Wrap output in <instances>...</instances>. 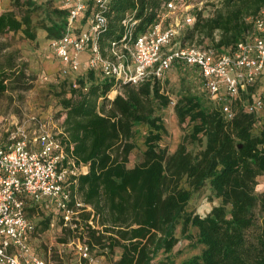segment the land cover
Wrapping results in <instances>:
<instances>
[{"label":"trees","instance_id":"1","mask_svg":"<svg viewBox=\"0 0 264 264\" xmlns=\"http://www.w3.org/2000/svg\"><path fill=\"white\" fill-rule=\"evenodd\" d=\"M13 1L28 8L35 4L34 0ZM43 1L54 5L58 16L45 28L50 42L64 30L67 13L51 0ZM165 1L109 0L105 36H120L125 29L124 17L135 20L133 35L141 33L158 20ZM262 6L264 0H222L221 8L211 16L201 17L196 12L184 37L197 31L211 39L206 45L227 49L251 28ZM20 29L28 38L35 37L29 13L0 12V34ZM215 31L219 33L217 40ZM4 71L0 69V94L7 86ZM73 81L79 83L78 88L70 86ZM57 82L63 89L58 94L57 114L66 132V148L72 143L76 162L87 166L69 189L77 192L84 208L89 206L90 210L80 211L79 219L70 226L63 224L60 213L44 210L27 199L34 233L38 223L46 227L54 220V226L71 234L73 241L87 244L89 250L100 247L112 264H152L160 251L173 248L179 234L190 237L189 227H193L203 247L181 264H264V191L255 189L256 176L264 174V121L259 115L239 107L226 120L212 100L204 104L196 96H183L174 109L179 124L187 121L190 129L176 149L167 153L160 145L164 126L156 109L166 108L169 99L159 92L157 78L126 85L124 92L112 99H107L112 81L95 69ZM105 100L109 101L107 108ZM141 124L148 128L141 160L128 166L134 127ZM201 135L205 145L192 154L183 141L195 142ZM206 182L220 203L201 216L188 211L187 205ZM38 207L44 210V217L35 221L31 214ZM257 222L258 230L252 233ZM61 241L66 242L67 237ZM115 248L120 253L112 258Z\"/></svg>","mask_w":264,"mask_h":264},{"label":"built area","instance_id":"2","mask_svg":"<svg viewBox=\"0 0 264 264\" xmlns=\"http://www.w3.org/2000/svg\"><path fill=\"white\" fill-rule=\"evenodd\" d=\"M51 1L67 13L61 35L48 43L58 61L59 77L95 69L112 81L111 90L121 94L120 88L126 85L149 77L162 79L174 64L191 65L199 70L208 97L219 105L226 120L240 107L264 121V6L235 45L217 50L205 43L178 41L182 26L194 22L191 6L184 0L165 1L158 20L137 35L132 34L135 20L124 17L121 35L108 37L105 10L109 0ZM70 86L78 88L79 83L73 81ZM8 139L0 143V264H64L50 263L34 252L35 224L26 202L31 199L52 209L62 215L63 224L74 225L80 211L90 207L84 208L81 196L69 188L87 166L76 162L72 143L66 148L59 117L31 116L16 125ZM73 242L80 258L91 260L87 244Z\"/></svg>","mask_w":264,"mask_h":264},{"label":"rangeland","instance_id":"3","mask_svg":"<svg viewBox=\"0 0 264 264\" xmlns=\"http://www.w3.org/2000/svg\"><path fill=\"white\" fill-rule=\"evenodd\" d=\"M191 6V14L196 19L195 13L201 17H208L221 8L222 0H184ZM32 7L25 4H16L13 0H0V12L12 11L17 16L24 12L29 13L31 19V29L35 33L33 39L28 38L20 29L17 31H6L0 34V69H4L7 75L6 89L0 94V143H6L10 132L15 126L21 124L31 116L45 119L51 117L58 118L59 93L63 90L58 84L62 77L58 76V61L54 60L49 47V37L46 27L55 19H58L54 12V5L43 0H34ZM89 18L83 24V30L88 27ZM189 25H183L177 37L182 44L210 43L207 38L199 32L186 35ZM182 33V34H181ZM219 33L214 32V39L217 40ZM47 79H44V77ZM159 80V92L169 99V104L164 109H156V114L161 117L164 132L160 141L161 147L167 153H172L178 144L189 132V124L185 121L179 124L175 105L181 97L186 95L196 96L204 104L210 103V98L202 84L201 77L197 71L188 67L173 66ZM125 86L120 88L123 93ZM116 95L114 90H110L107 99H112ZM100 100V99H99ZM101 102V101H100ZM106 108L109 101L105 100ZM145 124L134 127V134L131 141L134 143L133 149L128 155V166H132L141 160L144 149V136L147 132ZM187 150L192 154L199 152L205 145V136L191 142L183 141ZM256 191H264V174L256 176ZM220 203V199L212 192L208 182L198 191L192 194L188 202V211L206 215L212 206ZM45 210V209H44ZM44 210L41 207L35 209L31 216L35 221L44 217ZM260 215L258 211V216ZM92 221V220H91ZM259 222L256 223L252 233L258 230ZM190 237L186 238L179 234L177 243L168 252L160 251L154 258L152 264H181V262L194 254L201 252L203 245L197 242L196 230L189 227ZM67 237L66 242L62 238ZM32 245L35 251L47 259L50 263L64 264H112V259L108 255H103L102 249L93 247L89 251L91 260L84 261L80 258L77 248L72 240L71 234H65L64 229L58 226H46L38 223L37 231L33 234ZM120 250L115 248L112 258L119 256Z\"/></svg>","mask_w":264,"mask_h":264},{"label":"crops","instance_id":"4","mask_svg":"<svg viewBox=\"0 0 264 264\" xmlns=\"http://www.w3.org/2000/svg\"><path fill=\"white\" fill-rule=\"evenodd\" d=\"M82 60H85V55H83L82 57ZM55 60V59H54ZM173 66H175V67H179L180 66V64H174ZM173 66H171V68L173 67ZM188 67V68H190V69H194L195 71H197L198 73H199V70L195 67V66H191V65H183V67ZM199 75H200V73H199ZM200 77H201V75H200ZM201 80H202V78H201ZM202 84H203V82H202Z\"/></svg>","mask_w":264,"mask_h":264}]
</instances>
